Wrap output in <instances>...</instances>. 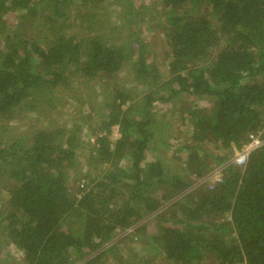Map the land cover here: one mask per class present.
Segmentation results:
<instances>
[{"label":"trees","instance_id":"1","mask_svg":"<svg viewBox=\"0 0 264 264\" xmlns=\"http://www.w3.org/2000/svg\"><path fill=\"white\" fill-rule=\"evenodd\" d=\"M130 4L0 0V264H264V144L230 161L264 134V0H158L161 62ZM94 81L103 100L63 121ZM28 113L49 125L2 146Z\"/></svg>","mask_w":264,"mask_h":264},{"label":"rangeland","instance_id":"2","mask_svg":"<svg viewBox=\"0 0 264 264\" xmlns=\"http://www.w3.org/2000/svg\"><path fill=\"white\" fill-rule=\"evenodd\" d=\"M115 2H105L103 4H100V8L103 10H100V13H104L105 11H107L108 13H112V10L114 9L115 5H113ZM156 4H158V0H131V4L130 7L132 6V10H134L135 8H139V18H138V22L139 24H141L140 27V32L142 35V38L146 40L147 43H152L151 46H148V52H152L154 53L155 57H156V61L157 62H161L162 58H163V53H164V48H165V44H164V38L161 37V32H160V26L157 23L158 18H156V16H159L158 13L156 12L159 6H156ZM115 10V9H114ZM156 10V11H155ZM199 11V10H198ZM200 11H203V9H201ZM74 12V13H73ZM77 11L75 9H73L71 11V16H74L75 13ZM157 19V20H156ZM152 20V25L151 28H147L146 25L147 23ZM79 33H82V31H79ZM163 71L165 72L164 69V65L162 66ZM129 79V75H125V76H121L120 78V82H124L127 81ZM130 84V83H129ZM82 87V86H81ZM88 88V87H87ZM80 91L84 90L83 88H79ZM93 90V92L91 91ZM101 88L96 84V82H92L91 84H89V89L84 90L83 95L82 96V100H72L71 97H66L64 96V98L67 100V102H64L65 105L68 107H61L57 109V111L62 112L63 109L66 111V113L61 117V119L63 121H67V114L69 111H75V107L79 106V107H83L86 104V107L83 109V111L86 110V108L92 109L94 108L95 104L97 106L99 100H103V96L104 94L102 93L101 95ZM62 95V94H61ZM88 95H90V97H88ZM86 98L89 99V103H85ZM63 100V99H62ZM96 102V103H95ZM199 106H207L208 103L205 101H200L197 103ZM156 109L158 110V113H164L167 114V116L170 114V112H167L169 110V106H167L166 104H160L159 106H156ZM56 110L52 112V114L50 115V117H52V119L56 116ZM166 112V113H165ZM39 113L32 115V113H28V114H24L23 116H20L17 120L18 121H10V124H7V128H9V133L10 135L7 134V136H3L2 137V146H5L7 144L10 143L12 136L15 135H21L22 133H25L26 130H28L30 127L31 129L38 127H47V125H49V117H45L43 118L41 115H38ZM102 114V113H101ZM37 116V117H36ZM173 117V116H172ZM175 124H173L174 126L179 127V123L176 121L174 122ZM117 127H113L112 128V133L111 136L113 135H118L117 134ZM82 137L85 138V134H82ZM92 139L89 137L88 140L86 141H82V145L79 146L78 148V153L81 152V154L79 155L78 159L81 160L82 163L85 162V152L89 147L88 143H91ZM205 178H201L199 179V181H195L193 180L192 184L186 189L185 192H192L193 190H196L199 186V184H203ZM206 184H208L207 182H205ZM172 202V200H170L168 203ZM167 204V202L165 203V205ZM149 219L148 217L142 218V220L137 221L132 227H129L123 231H118L117 234L114 236V238L111 240L112 242H115L125 236H128L129 234H133L132 231H134V229L138 226H140L141 224L145 223L146 220ZM153 223H146L145 225L147 226V230H151V228H153L152 226ZM138 240H134V242H132V248L134 249V251L136 253H138L139 255L145 256V252L143 251V249L141 248V246L138 244L137 242ZM9 252V254L12 256L13 254H18L17 250L13 247L10 246L9 248H7V250H5L4 252ZM153 253L149 254V255H153ZM150 257V256H149ZM159 262V261H158Z\"/></svg>","mask_w":264,"mask_h":264},{"label":"built area","instance_id":"3","mask_svg":"<svg viewBox=\"0 0 264 264\" xmlns=\"http://www.w3.org/2000/svg\"><path fill=\"white\" fill-rule=\"evenodd\" d=\"M117 130V128H116ZM112 133V132H111ZM118 134V130H117ZM118 135H113L111 138L116 139ZM264 144V134L263 132L259 131L256 133H252L248 135L247 142L243 145V147L235 151L234 154L232 155L231 162L238 167H244L247 159L254 150L258 149L260 146ZM204 182L207 181L209 184V188L214 187L218 183H220L223 179V172H222V167L217 166L213 168L206 176ZM82 187V183L80 184ZM132 227V226H130Z\"/></svg>","mask_w":264,"mask_h":264}]
</instances>
